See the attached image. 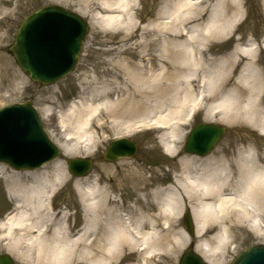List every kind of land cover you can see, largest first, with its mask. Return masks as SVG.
I'll use <instances>...</instances> for the list:
<instances>
[{
  "label": "bare ground",
  "instance_id": "6f19581e",
  "mask_svg": "<svg viewBox=\"0 0 264 264\" xmlns=\"http://www.w3.org/2000/svg\"><path fill=\"white\" fill-rule=\"evenodd\" d=\"M79 1L96 4V0ZM136 1L99 0L103 10L122 11L103 19L122 34L106 42L111 43L106 53L116 51L120 59L113 58L110 65L102 62L106 66L101 78L111 77L101 86H97L100 76L87 74L81 82L82 95L60 115L68 139L61 145L64 153L72 154L80 145L90 150L98 140V126L106 127L101 122L103 114L115 116L121 124L137 118L140 125L153 121L156 130H167L160 137L165 152L179 155L187 117L198 100H216L211 118L247 123L264 136V69L257 58V52L264 51V41L262 45L242 29L243 0H163L156 17L143 27L136 21ZM156 44L159 53L153 52ZM210 45L219 47L212 64L205 52ZM125 54L138 56L139 61ZM195 54L200 55L198 60ZM157 66L161 69L154 73ZM170 68L177 75L172 82L168 81ZM11 80L24 82V77L13 73L0 54V91ZM199 84L207 93L197 96L191 87ZM28 102L33 104L32 99ZM167 108L169 112L161 115ZM9 166L11 170L0 166V178L15 207L0 220V248L20 264H165V258L174 259L190 240L186 232L176 231L177 217L188 205L196 226L194 249L207 264H226L227 255L236 248L235 240L247 231L264 239V150L251 143L236 150L218 148L208 156L181 155L180 173L168 187L151 189L144 170L130 168L121 174L118 189L136 193L140 213L126 214V218L112 193L117 188L111 191L96 183L84 190L78 180L85 224L77 233L66 213L64 221H57L50 204L52 194L69 179L63 165L26 173L24 168ZM183 263L186 260L181 257L179 264Z\"/></svg>",
  "mask_w": 264,
  "mask_h": 264
},
{
  "label": "rangeland",
  "instance_id": "374dc122",
  "mask_svg": "<svg viewBox=\"0 0 264 264\" xmlns=\"http://www.w3.org/2000/svg\"><path fill=\"white\" fill-rule=\"evenodd\" d=\"M162 1L163 0L136 1V21L140 24V26L143 27L147 25L149 21L156 17L161 7ZM84 3L87 2H81L79 0H6L4 5L0 4L1 11H7V14L4 12L0 13V54H3L5 56V61L10 66H12L13 73H18L22 78L24 77V82H21V80L13 82L11 80V84L8 87L6 85L5 89L3 91H0V107L12 104L14 102H19L24 99H32L33 104L37 107L38 111L41 114L43 124L48 131L49 136L61 148V156L44 165H50L52 167L56 164L63 165L66 173H68L69 175V179L60 184L52 196L54 212H56L58 216L57 221H64V213H66L68 215L66 219H68L69 225L72 227L73 231L75 233L80 232L85 224L84 202L81 199V188L83 186V189L85 190L87 186L94 185L96 183L100 187L103 186L109 188L111 191L113 190L112 187L117 188L112 191V193L118 201L121 209L120 212H122V216L124 218H126V214L135 213L134 215H136L140 213L139 210H137V206L135 203V200L137 198L136 193H131L129 189L126 191L127 193H125L124 190L122 191L118 189V187L120 186L118 185V183L120 182V176L124 175V173L130 168L140 167L144 170V174L150 180L149 183L151 189L174 185L176 182V177L180 173V156L185 154L191 155L190 153H185L183 151L187 134L191 130L192 126L198 122H214L225 126L227 129L219 144L210 154L215 152L218 148L225 150H236L240 147L248 146L250 143L253 145H257L259 148L264 150V136H262L257 130H254L252 127H250L249 124L244 122H228L220 120L219 118H211V110L216 100H208L205 101L204 106L198 113L199 115L197 114V119H195L197 115L194 119H189V117H187L188 120H186V128L183 131V135L185 136V138H183V142L179 146V155H170L165 152L160 141V137L162 136V134H164V131L167 130L159 131L154 129L152 127V125H155L153 121L148 124L140 125L141 123L137 122L141 120L140 118L127 120L124 119L125 121H122L121 124L119 123V119L114 120L115 116L111 117L110 115L108 116L103 114L101 122H104L106 127L101 128V125L98 126L97 132H99V135L97 133L98 140L96 144L90 150L84 149V147H81V145L78 146L80 148L74 147L73 153L66 155L61 145L68 139L66 138V134L64 132L66 126H63L61 124L60 115L63 114V112H67L72 101L79 99V97L82 95L84 88L81 82L87 74L96 73L98 76H100L101 82H99L97 86H101L103 80L111 77L110 75H106L101 78L100 71H102L104 66H106L103 65L102 62L105 60V64L110 65V62L113 58H118L117 60L120 59L116 51L106 53V50L111 47V43L106 42L111 41L112 39L118 40L122 37V34L120 31L115 30V28H113L112 26L107 25L106 21H104L103 19L104 16L108 13H115L113 15H118L122 11L118 12L113 10H103V8L99 6V0H96V4H93L91 6H89V4L87 6ZM243 3L245 4L246 11L242 29L250 32L253 39L261 42L264 39V0H243ZM47 4H57L63 6L68 10L78 12L88 20L90 29L83 45L79 63L76 66L75 70L56 83L44 86L32 81L24 73V71L20 68L17 61L15 60V57L9 53L8 47L13 43L14 35L22 20L35 9ZM240 35L241 34L239 32L235 35V37L237 38ZM133 41H135V39H133ZM119 44H122V42H118V46ZM218 48L219 47L216 45H210L209 50H204L206 52L208 61L211 60V64L213 62V59L216 57V54H218ZM159 49V44H156L153 47V52L159 53ZM222 49H224L225 51L228 50L225 48ZM139 51L141 52L142 49H140ZM125 56L129 57L128 54H125ZM195 56L197 60L200 57L199 54H195ZM129 58L134 61H139L138 56H130ZM257 58H259L262 69H264V51H258ZM97 64H101V66L98 67ZM203 68L209 69L208 66H205ZM160 69L161 68L157 66L153 69V72L158 73ZM187 72L188 71H182L181 74H185ZM170 73L172 75L170 76L168 81L172 82V80H174V76L176 77L177 75H175L172 68H170ZM199 85L200 86L191 87L197 96L202 91H205L203 90L204 88L202 87V85ZM183 88L184 91L180 95L181 100L184 99L186 86L183 85ZM117 95L118 93H115L114 98H116ZM197 102H195V105H197ZM192 103H190V105ZM152 104H154V101H152ZM46 108H50V111H52H49L48 114H45L43 111ZM168 109L169 108H167L160 114L163 115L169 112ZM151 119L156 120L159 118L153 116ZM148 121L150 120L148 119L145 122ZM183 122L185 123V120H183ZM128 126L130 127V131L127 132ZM120 136H128L136 141L138 145L136 156L133 158H120L114 162L104 161L102 159V155L106 147L111 143V141H113V139ZM240 138L242 140H238ZM72 143H76V141H72ZM71 144H69L68 146H73ZM79 156H89L95 159L94 169L89 175L78 177L71 174L68 170L67 159ZM2 165H4L6 168H9L10 170L12 169L5 163H0V166ZM44 166L35 170H40ZM29 171L32 170H24L22 172L26 173ZM114 173L116 174V176H114ZM78 180L82 182V186L77 185ZM83 189L82 191H84ZM13 207L15 206L14 202L11 201V193L8 191V187L4 178H0V220L1 218H3L4 213ZM186 211H191L189 205L185 206L178 215L177 220L179 225L176 227V231L180 230L186 232L190 237V240L176 254V259L175 257L174 259L165 258L166 262L171 261L172 264H179L183 252L191 243L192 247H194L197 242L196 226L192 212L191 215L195 226V235L191 236L187 230V225L184 217ZM258 243H264V239H261L258 236H255L252 232L247 231L238 240H235L234 245L236 246V248L233 249L232 247V250L227 255L226 264H231L233 259L242 250ZM194 251L196 250L194 249ZM3 253L9 254L16 264H20V262L6 249L0 248V254ZM196 253L200 254L197 251ZM166 262L164 263L167 264Z\"/></svg>",
  "mask_w": 264,
  "mask_h": 264
},
{
  "label": "water",
  "instance_id": "95a60500",
  "mask_svg": "<svg viewBox=\"0 0 264 264\" xmlns=\"http://www.w3.org/2000/svg\"><path fill=\"white\" fill-rule=\"evenodd\" d=\"M87 32L88 25L82 17L62 7L47 5L23 21L10 51L33 80L50 84L74 69ZM54 38L59 41L54 43ZM224 131L225 128L212 124L195 126L188 136L185 151L202 155L209 153ZM135 153L136 144L121 139L113 142L104 158L114 161L120 156H133ZM59 155L58 146L46 133L32 103L12 105L0 111V161L19 169L35 168ZM68 164L72 173L83 176L92 170L93 161L90 158H70ZM186 220L188 231L194 234L189 212ZM185 258V264H205L191 251ZM0 264H13V261L3 254L0 255ZM232 264H264V244L241 252Z\"/></svg>",
  "mask_w": 264,
  "mask_h": 264
}]
</instances>
